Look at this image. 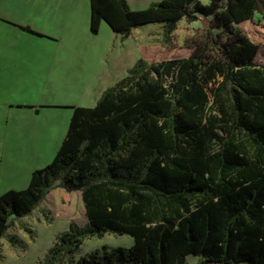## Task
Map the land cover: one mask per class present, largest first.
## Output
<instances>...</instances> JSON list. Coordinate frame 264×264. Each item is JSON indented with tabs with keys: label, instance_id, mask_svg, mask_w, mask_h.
Segmentation results:
<instances>
[{
	"label": "trees",
	"instance_id": "obj_1",
	"mask_svg": "<svg viewBox=\"0 0 264 264\" xmlns=\"http://www.w3.org/2000/svg\"><path fill=\"white\" fill-rule=\"evenodd\" d=\"M89 2L93 34L101 21L127 37L142 24L170 33L181 19L213 17L187 56L140 57L94 106H72L52 161L0 194V238L59 181L81 192L87 223L70 222L37 264H63L85 237L106 233L133 244L73 264H264V66L254 63L258 44L233 28L264 0Z\"/></svg>",
	"mask_w": 264,
	"mask_h": 264
},
{
	"label": "rangeland",
	"instance_id": "obj_2",
	"mask_svg": "<svg viewBox=\"0 0 264 264\" xmlns=\"http://www.w3.org/2000/svg\"><path fill=\"white\" fill-rule=\"evenodd\" d=\"M125 1L130 9H139L158 0ZM199 1L203 3L208 0ZM225 2L226 0H221L220 9L225 6ZM65 7L66 41L81 47L75 46L74 51L66 54L60 82V102L63 104L60 108L61 138L67 130L72 113V107L65 104L92 106L102 90L122 77L138 58L156 62L187 56L194 50L197 41L206 39L209 30L210 17L201 16L194 22L182 19L177 29L170 33L165 32L160 23L142 24L137 26L127 39H121L106 22H101L98 33L93 34L89 28L88 0H66ZM233 28L242 31L251 41L258 44L254 63L264 66V8L255 11L252 20L235 24ZM218 30L212 29L211 33H217ZM49 84L50 81H47L46 85ZM208 93L212 101L209 89ZM47 97L49 98V93ZM66 113L70 115L66 116ZM31 148L32 145H27V156L18 155L13 160L11 174L9 177L5 175L1 187L15 185L25 188L30 178V175L29 178L26 175L27 171L35 166L40 169L50 163L59 147L53 143L38 144L30 155ZM34 152L37 154L36 158ZM58 182H53L46 197L30 214L11 219L10 227L0 238V264H37L43 260L47 249L55 243L57 236L69 228L70 222L79 226L87 223L81 192L66 191L56 186ZM132 244L133 239L129 235L106 233L101 237H85L73 253L65 256L63 264H73L80 256L100 249L103 245L111 249L117 246L129 247ZM187 262L203 264L199 256H189Z\"/></svg>",
	"mask_w": 264,
	"mask_h": 264
},
{
	"label": "crops",
	"instance_id": "obj_3",
	"mask_svg": "<svg viewBox=\"0 0 264 264\" xmlns=\"http://www.w3.org/2000/svg\"><path fill=\"white\" fill-rule=\"evenodd\" d=\"M65 2L66 0H0V194L10 189H21L15 185L1 187V183L5 175L9 177L11 174L13 160L18 155L27 156V145H32V155L33 148L38 144L53 143L60 147L64 137L65 132L62 138L60 134V108L63 106L60 102V82L66 54L81 47L66 41ZM207 2L209 0L203 3ZM88 3L90 10L89 0ZM206 17L211 19L213 16ZM136 28L132 29V33ZM117 35L121 39L130 36ZM128 69L110 87L126 77ZM47 81H50L49 86L46 85ZM107 88L102 90L98 99ZM65 105L72 107L74 103ZM71 109L73 112V108ZM36 157L34 152V158ZM35 168L37 167H32L25 173L28 178Z\"/></svg>",
	"mask_w": 264,
	"mask_h": 264
},
{
	"label": "water",
	"instance_id": "obj_4",
	"mask_svg": "<svg viewBox=\"0 0 264 264\" xmlns=\"http://www.w3.org/2000/svg\"><path fill=\"white\" fill-rule=\"evenodd\" d=\"M12 216H14V214Z\"/></svg>",
	"mask_w": 264,
	"mask_h": 264
}]
</instances>
